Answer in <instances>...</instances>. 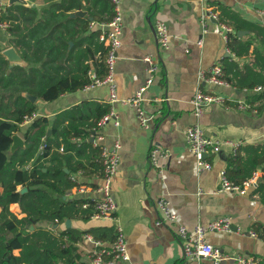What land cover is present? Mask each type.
<instances>
[{
    "label": "crops",
    "instance_id": "1",
    "mask_svg": "<svg viewBox=\"0 0 264 264\" xmlns=\"http://www.w3.org/2000/svg\"><path fill=\"white\" fill-rule=\"evenodd\" d=\"M0 1L6 4L1 16H9L1 21L11 26L14 33H17L16 28L22 29L24 25L14 5L31 6L37 9L39 15L46 4L43 0H26V4ZM75 1H81L82 7L75 9L70 16L88 20V27L81 36L92 30H99L100 33V23L106 21L110 11V0ZM222 7L231 8L243 18L264 23V16L259 13V10H264V0H122L123 28L114 65L118 99L109 100L107 84L63 92L50 101L38 99L34 95L36 106L32 119L42 116L52 120L60 111L82 102L109 103L113 110L114 118L103 126V143L110 146L118 140L121 144L117 172L111 180L115 218L75 219L70 220V226L80 230L114 226L115 232L117 225L122 227L129 254V260L124 264H240L231 258L214 262L207 258L186 260L183 256L177 233L178 224L191 232L197 225L206 226L223 217L229 218V231H208L205 239L229 255L250 256L257 264H264V202L255 194L254 187L245 194L232 190L216 192L220 173L226 168L227 156L235 151L232 143L244 146L264 141V109L258 111L253 105L241 109L236 103V100L244 101V94L257 91H240L232 85L218 86L201 83L198 79L200 69H208L217 63L221 65L222 59L227 56L237 59L227 46L229 31L221 29L224 25L219 22ZM210 12L215 13L216 18H204ZM157 21L164 22L170 34L167 49L160 48L157 43L154 32ZM79 25L75 24V29ZM9 27H0L1 53L6 48H15ZM243 34L239 32L240 36ZM70 42L69 46L73 45V41ZM81 46L94 47L87 41L82 42ZM146 54L157 61L159 71L143 95L141 106L149 118L148 126L144 127L137 118L135 107L124 103L123 99L132 97L144 84L147 71L143 57ZM248 59H251L250 56L242 59V62ZM89 64L90 74L95 66L91 60ZM21 65H26V62ZM11 66L8 65L9 68ZM198 87L227 97L226 106L214 104L196 118L192 114L190 99ZM31 120L25 119L20 124L21 131L15 133L22 140L21 146L24 145L22 131ZM194 123L201 126L206 136L222 142L219 153L207 156L212 164L210 169L198 170L195 158L188 149L185 132ZM92 133L93 130L88 141L93 139ZM153 146L169 152L168 158L163 161L165 168L162 173L149 163V151ZM13 150L10 147V151ZM71 175H77L76 182L86 189L78 191L73 186L64 198L70 196L99 200L102 197L99 191L101 175L87 177L81 175V171ZM22 188L21 185L17 186L18 191ZM159 197L169 201L177 222L156 223L162 219L156 207ZM9 210L18 217L23 216L17 203H11ZM55 225L47 223L48 227ZM112 240L84 234L78 243L83 262L91 264L89 255L95 241L109 245Z\"/></svg>",
    "mask_w": 264,
    "mask_h": 264
},
{
    "label": "trees",
    "instance_id": "2",
    "mask_svg": "<svg viewBox=\"0 0 264 264\" xmlns=\"http://www.w3.org/2000/svg\"><path fill=\"white\" fill-rule=\"evenodd\" d=\"M43 1L46 4L39 15L31 6L14 5L24 25L22 29L16 28L17 33L11 26L9 31L26 65L14 64L9 68L8 60L0 52V264H85L78 244L83 235L112 240L115 232L114 226L85 230L65 226L66 219L86 220L94 211L92 200L64 196L79 184L70 178L71 174H102L100 147L88 141V137L99 119L109 112V103L82 102L60 111L52 120L33 118L22 131L24 145L10 151L12 136L21 131L20 124L35 110V102L26 95L50 101L63 92L83 88L92 82L90 60L95 66V78L106 74L107 48L99 41V30L81 36L88 20L70 16L82 7L81 1ZM111 13L110 5L107 19ZM8 18L1 16L0 21ZM219 22L231 28L227 46L237 57L222 59V78L240 91L262 86L259 92L244 94V101L261 111L264 23L243 18L229 7L220 9ZM75 24H80L78 29ZM240 31L244 33L241 36ZM84 41L94 47L82 48ZM248 56L251 59L242 62ZM258 169L261 175L254 192L264 202V141L239 145L227 156L224 173L232 183L241 184ZM18 185L25 186L26 191H18ZM84 202L90 206L83 207ZM11 203L20 206L23 216L9 210ZM47 223L57 226L48 227Z\"/></svg>",
    "mask_w": 264,
    "mask_h": 264
},
{
    "label": "built area",
    "instance_id": "3",
    "mask_svg": "<svg viewBox=\"0 0 264 264\" xmlns=\"http://www.w3.org/2000/svg\"><path fill=\"white\" fill-rule=\"evenodd\" d=\"M110 3L112 7L111 16L106 21L100 23L101 31L98 37L99 41H101L107 48L105 57L106 74L103 78L98 79L94 77L93 73H91L92 82L84 87L107 84L109 88V100L115 101L118 98L114 83V65L117 58V49L121 44L120 36L123 28L121 9L122 0H110ZM5 7L6 4L0 1V16ZM259 13L264 16V10H259ZM207 16L216 18V14L211 12L207 13L204 18ZM0 27L8 29L9 26L6 22L0 21ZM221 29L225 32L231 30L226 25H222ZM154 32L159 47L167 49L169 47L170 34L166 24L162 21H157L154 24ZM143 61L146 63L147 71L145 82L138 88L132 97L123 99V102L135 107L140 124L147 127L149 118L145 116L141 103L144 100L143 95L145 90L153 82L156 73L159 71V64L150 54H146L143 57ZM198 79L201 83L207 82L218 86H230V84L222 78V67L218 63L212 65L208 69H200L198 71ZM262 89V86H257L253 90L259 92ZM227 100L228 98L220 93L205 91L198 87L190 99L192 114L196 118H199L205 109L214 104L226 106ZM236 103L238 108H251V104L243 100H236ZM32 117L33 115L26 116L25 119L31 120ZM113 118L114 112L110 109L109 112L99 119L96 126L93 128L92 133L93 143L100 147V159L103 166L102 174L100 176L101 185L99 186V191L102 193V197L99 200H92L94 211L91 214V218L95 219L108 218L112 220L115 218V205L111 195V180L117 172L121 144L118 140L114 141L110 146L103 143V126L107 121ZM114 122L116 125L118 124L117 121ZM185 135L188 149L195 158L197 169H210L212 164L207 159V156L219 153L222 142L206 136L201 126L197 123L188 126ZM232 145L234 150L239 146L237 143H232ZM168 156V150L153 146L149 151V163L151 166L156 167L159 173H162L165 168L163 161L166 160ZM259 176L260 172L256 170L253 171L247 179L243 180L241 184H234L228 180L224 170H222L220 173V183L217 186L216 192L232 190L239 194H245L251 187H255ZM70 178L73 181H78L77 175H71ZM76 188L78 191H84L86 189L82 184H78ZM86 206H90V203L84 202L83 207ZM156 207L162 215V219L157 221V224L162 221L177 222L176 215L172 211L169 201L166 198L159 197L156 200ZM229 224V218L223 217L211 221L206 226L197 225L191 232H188L182 224H178L177 233L182 246L184 258L186 260L207 258L214 262H218L223 258H231L235 259L240 264H257V262L250 256L229 255L223 252L219 247L213 246L205 239V234L208 231H229ZM252 235L254 236L255 234L252 233ZM89 258L91 264H124L128 261L129 254L127 252V242L122 227L119 225L116 226L115 236L109 245L95 241Z\"/></svg>",
    "mask_w": 264,
    "mask_h": 264
},
{
    "label": "water",
    "instance_id": "4",
    "mask_svg": "<svg viewBox=\"0 0 264 264\" xmlns=\"http://www.w3.org/2000/svg\"><path fill=\"white\" fill-rule=\"evenodd\" d=\"M11 2H19V3H23V4H26V0H10ZM71 44V42H70ZM3 55L8 59V61L12 62V63H24L23 59L21 58L20 55L17 54L16 50L14 47H9V48H6L5 50H3ZM12 64H9V66H11ZM31 101H34L35 100V96L34 95H26ZM51 133V130L49 129L47 131V136H49ZM92 140V138H90V141ZM22 145V140L21 138L14 134L12 136V144H11V149H15L19 146ZM26 187H23L22 189H20L19 191L20 192H24L26 191ZM65 225L66 227H69L70 226V219H66L65 220ZM56 226V225H55Z\"/></svg>",
    "mask_w": 264,
    "mask_h": 264
}]
</instances>
